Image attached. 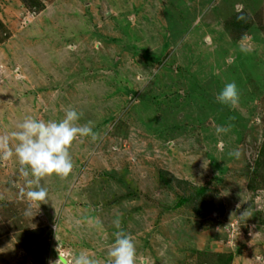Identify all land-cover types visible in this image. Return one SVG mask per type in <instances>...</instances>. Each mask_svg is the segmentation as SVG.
<instances>
[{
	"label": "rangeland",
	"instance_id": "374dc122",
	"mask_svg": "<svg viewBox=\"0 0 264 264\" xmlns=\"http://www.w3.org/2000/svg\"><path fill=\"white\" fill-rule=\"evenodd\" d=\"M38 1L32 12L0 0V134L72 107L98 139L73 142L69 176L40 179L44 202L22 195L36 184L15 157L0 160V264H72L81 251L108 264L118 231L136 264L207 253L264 264V162L252 173L264 142V0ZM243 14L251 27L235 33ZM231 82L238 103L220 104ZM182 181L208 190L203 217L199 200L178 205L192 193Z\"/></svg>",
	"mask_w": 264,
	"mask_h": 264
},
{
	"label": "clouds",
	"instance_id": "9594fccd",
	"mask_svg": "<svg viewBox=\"0 0 264 264\" xmlns=\"http://www.w3.org/2000/svg\"><path fill=\"white\" fill-rule=\"evenodd\" d=\"M216 100L223 105L235 106L239 100L236 83L225 84ZM82 117V112L69 107L65 110L63 119L45 121L27 116L16 126L17 130L0 134V160L15 157L21 166L20 174L25 178H34L27 180L28 184H36L34 189L26 192L21 190L29 201L47 200L48 190L39 183L40 179L52 175L69 176L74 167L70 147L75 140L83 137H91L93 141L98 139L94 122L80 124ZM228 131L229 128L223 125L216 128L217 135ZM10 139L15 141L14 145L10 144ZM232 154L240 155L238 150L230 153ZM115 224L119 227V219ZM107 255L110 258L108 264H136L137 249L132 237L122 231L116 232ZM72 264H98V261L88 252L81 251L73 256Z\"/></svg>",
	"mask_w": 264,
	"mask_h": 264
},
{
	"label": "trees",
	"instance_id": "16d2710c",
	"mask_svg": "<svg viewBox=\"0 0 264 264\" xmlns=\"http://www.w3.org/2000/svg\"><path fill=\"white\" fill-rule=\"evenodd\" d=\"M21 2L24 4L25 8L30 9L32 12H39L40 10L43 9V5L38 1V0H21ZM242 17V19H241ZM231 26V29L235 33H242L245 31H249L251 25L249 19L244 16H235V19L231 21L229 24ZM2 29L4 31V27L0 23V32L2 33ZM6 33V31H4ZM1 35L0 37V44L5 41V34ZM264 162V142L262 143L260 147V151L258 153L257 159L254 161V168L252 170L253 176L256 175L257 171L259 168L262 166V163ZM164 174L161 173L160 180L162 184L170 185L168 180H164ZM177 186H185L186 189L190 188L192 190L191 197L187 196L186 197H181L178 205H181L182 203H187L192 199L194 200H199L201 207L198 209H195V213L197 216L200 218L204 216L206 213L207 209L209 207L206 206V203L201 202V200H204V198L207 196L208 190L206 188H191V185L185 181L182 182H177ZM231 255H219V254H212V253H207V254H200L198 257V262L197 264H230L231 262Z\"/></svg>",
	"mask_w": 264,
	"mask_h": 264
},
{
	"label": "crops",
	"instance_id": "0c3cea01",
	"mask_svg": "<svg viewBox=\"0 0 264 264\" xmlns=\"http://www.w3.org/2000/svg\"><path fill=\"white\" fill-rule=\"evenodd\" d=\"M1 23V22H0Z\"/></svg>",
	"mask_w": 264,
	"mask_h": 264
}]
</instances>
